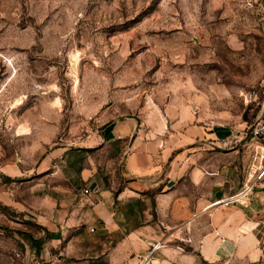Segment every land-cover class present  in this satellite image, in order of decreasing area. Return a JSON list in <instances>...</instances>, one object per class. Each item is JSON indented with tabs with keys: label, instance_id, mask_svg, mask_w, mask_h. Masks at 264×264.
Masks as SVG:
<instances>
[{
	"label": "rangeland",
	"instance_id": "rangeland-1",
	"mask_svg": "<svg viewBox=\"0 0 264 264\" xmlns=\"http://www.w3.org/2000/svg\"><path fill=\"white\" fill-rule=\"evenodd\" d=\"M263 98L264 0H0V165L29 170L0 174V264L45 242L40 223L54 213L68 217L82 168L109 164L75 141L119 115L167 107L235 133ZM115 245L110 259L122 264Z\"/></svg>",
	"mask_w": 264,
	"mask_h": 264
},
{
	"label": "crops",
	"instance_id": "crops-1",
	"mask_svg": "<svg viewBox=\"0 0 264 264\" xmlns=\"http://www.w3.org/2000/svg\"><path fill=\"white\" fill-rule=\"evenodd\" d=\"M148 111L119 115L75 141L82 151L106 153L109 164L79 171L68 217L56 212L52 221L40 223L49 239L31 249V256L48 259L60 253L58 264H117L110 259L111 241L122 264H140L137 258L169 240L153 253L160 251L154 264L257 263L264 256V179L244 206L219 203L246 182L256 145L219 150V140L236 132L194 124L188 110L179 116L168 107ZM50 160L37 165L39 174L47 172ZM116 162L115 169L108 167ZM53 170L54 179L61 175L60 167ZM22 172L29 170L0 165L3 175ZM54 192L60 198L61 187ZM23 249L15 252L19 264Z\"/></svg>",
	"mask_w": 264,
	"mask_h": 264
},
{
	"label": "built area",
	"instance_id": "built-area-1",
	"mask_svg": "<svg viewBox=\"0 0 264 264\" xmlns=\"http://www.w3.org/2000/svg\"><path fill=\"white\" fill-rule=\"evenodd\" d=\"M249 143H254L256 147L252 151V162L246 172V182L235 195L220 200L219 203L244 206L257 184L264 179V98L260 101L259 113L255 120L245 129L219 140L217 148L225 151L235 150L239 146L244 148ZM84 194H88V190H85ZM164 246L161 242L154 245L149 251V256L142 258L140 264H148L150 256ZM16 256L19 257L18 254ZM21 256L22 264H58L59 262V256L56 254L48 259L33 257L27 246L24 247Z\"/></svg>",
	"mask_w": 264,
	"mask_h": 264
},
{
	"label": "trees",
	"instance_id": "trees-1",
	"mask_svg": "<svg viewBox=\"0 0 264 264\" xmlns=\"http://www.w3.org/2000/svg\"><path fill=\"white\" fill-rule=\"evenodd\" d=\"M49 239V236L47 235L46 236V240ZM30 246L31 248L33 249H40L41 248V245L44 243L43 240H33L31 239L30 241Z\"/></svg>",
	"mask_w": 264,
	"mask_h": 264
},
{
	"label": "bare ground",
	"instance_id": "bare-ground-1",
	"mask_svg": "<svg viewBox=\"0 0 264 264\" xmlns=\"http://www.w3.org/2000/svg\"><path fill=\"white\" fill-rule=\"evenodd\" d=\"M73 60V59H72ZM22 104V101L18 100L17 103H16V106H19ZM24 129H19V131H23ZM23 133V132H22ZM25 133V131H24Z\"/></svg>",
	"mask_w": 264,
	"mask_h": 264
},
{
	"label": "water",
	"instance_id": "water-1",
	"mask_svg": "<svg viewBox=\"0 0 264 264\" xmlns=\"http://www.w3.org/2000/svg\"><path fill=\"white\" fill-rule=\"evenodd\" d=\"M193 109H195V107H193Z\"/></svg>",
	"mask_w": 264,
	"mask_h": 264
}]
</instances>
